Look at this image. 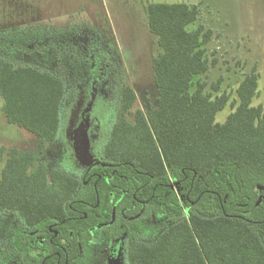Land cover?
Returning a JSON list of instances; mask_svg holds the SVG:
<instances>
[{
    "label": "trees",
    "instance_id": "obj_1",
    "mask_svg": "<svg viewBox=\"0 0 264 264\" xmlns=\"http://www.w3.org/2000/svg\"><path fill=\"white\" fill-rule=\"evenodd\" d=\"M146 13L149 32L160 48L152 61L155 94L153 100L142 95L144 108L134 113L137 93L129 84L123 88L120 111L102 148L101 159L111 168L101 169L105 173L98 187L101 200L107 198L105 211L111 220L108 200L112 184L117 185L113 232L120 235L122 224L128 230L126 262L264 264V191H259L264 188V101L254 105L258 97L264 99L260 77L252 73L244 78L238 100L231 101L227 93L207 95L206 84L198 78L216 64L205 48L213 33L202 25L190 30L198 20L197 6L151 3ZM10 31H0V51L8 55H52L58 63L66 56L61 40L19 42L7 39ZM69 45L70 55L80 60L79 51ZM76 90L48 71L0 57V97L8 123L43 142L63 138ZM229 105L231 114L224 123L217 122ZM40 160L34 152L9 151L0 173V213H19L28 224H37L48 216L70 215L79 198L95 204L93 180L79 194L81 184L69 172L49 170ZM172 180L180 183L178 193L160 185ZM128 185L147 201L140 206L141 218L154 216L150 226L136 217L139 208L132 222L120 214L121 189ZM86 214L85 241L99 224L97 212L86 208ZM161 216L164 221L158 226ZM78 229L79 223L70 220L69 230Z\"/></svg>",
    "mask_w": 264,
    "mask_h": 264
},
{
    "label": "rangeland",
    "instance_id": "obj_2",
    "mask_svg": "<svg viewBox=\"0 0 264 264\" xmlns=\"http://www.w3.org/2000/svg\"><path fill=\"white\" fill-rule=\"evenodd\" d=\"M151 3H187L197 6L199 16L190 30L204 26L213 33L205 46L210 61H216L208 72L198 79L206 84L205 93L213 97L227 93L231 101L238 100L237 89L244 78L252 73L260 77L259 91L264 86V0H0V31H10L7 39L31 43L46 41H86L96 38L103 59L108 61L109 51L116 59L110 66L117 104L111 107L104 99V117H117L120 99L126 84L136 91L138 100L132 112L144 108L143 96L154 97V73L152 61L160 52L157 38L149 32L146 9ZM96 45V44H95ZM100 46V47H99ZM111 55V57H112ZM0 57L16 65H32L48 71L76 87L84 85L85 70L70 62L58 63L54 56L28 57L8 55L0 51ZM112 62V61H111ZM110 62V63H111ZM114 66V70L113 67ZM87 67V66H86ZM113 70V71H112ZM111 78V77H109ZM115 80V81H114ZM109 99V98H108ZM102 99H98L100 103ZM262 96L254 105L263 103ZM0 97V173L11 149L37 153L39 163L49 170H57L69 164L67 140L63 137L54 143H46L36 135L9 124ZM233 109L230 105L217 115V122L224 123ZM66 121L65 134H71L75 116ZM113 122V121H112ZM69 123V124H68ZM109 128V126H108ZM14 228L11 218H0V241L7 239Z\"/></svg>",
    "mask_w": 264,
    "mask_h": 264
},
{
    "label": "flooded vegetation",
    "instance_id": "obj_3",
    "mask_svg": "<svg viewBox=\"0 0 264 264\" xmlns=\"http://www.w3.org/2000/svg\"><path fill=\"white\" fill-rule=\"evenodd\" d=\"M96 41L95 37H91L85 42L80 40L77 42H64L67 52L62 59V63L70 62L77 67L82 66L81 68L85 70L84 75H81L84 80L82 87H80V70H77L78 72L76 73L79 83L76 84V100L70 111V114L75 116L74 127L68 137H66L65 133L63 135L67 140L66 146L70 160L69 164H64L65 167H62V169L69 172L80 182L79 194L84 187L89 185V180L94 181L93 186L96 191L95 204L79 198L75 207H70L72 210L70 215L48 216L37 224H28L25 220L26 217L19 213L10 211L0 213L1 219L7 220L11 218L14 222V228L9 237L0 241V264H127L124 245L128 230L122 224L120 226V235H116L113 232L118 205L116 202L117 185L112 184L113 192H111L108 200L113 208L111 220H108L107 212L105 211L107 198L104 197L101 200L98 191V187L103 185L102 172L105 173L101 169L111 168L109 164H106L101 159V156L103 153V142L109 137V130L112 121H114V119H111V123H108L109 113L113 110L116 102L115 87L111 84L113 83L111 80L113 77L114 79L117 77L115 76V71L114 74L111 72L113 76H109L110 66L116 62L115 57L108 51L107 55L110 56V61L103 59L102 49L100 46L98 49ZM69 43H73L75 50L79 51L80 60L70 55ZM112 67L114 70L115 67ZM117 81L116 79L115 83ZM83 89L87 90L88 95H83ZM106 98L107 102H110L111 107L109 108L108 117L105 118V113L102 114V112L106 111L103 105ZM98 99H102V101L98 103ZM97 105L99 106L98 108ZM88 109L89 111H87ZM87 117H89V152L93 160L91 165H83L78 160L75 150V143L79 145L80 142V129L84 126ZM111 175L114 176L115 172H112ZM108 178L109 180L113 179L112 177ZM160 185H168L178 193L177 187L180 183L172 180L168 183L162 182ZM142 189L144 188H140L139 191ZM259 191H264V188L262 190L259 189ZM120 198V214L124 221L132 222L139 217L147 226H150L151 222L156 221L154 216L153 219L141 218L142 209L146 206L147 201L138 198V191L132 193L129 185L126 190L121 189ZM263 198L264 195L260 196V201ZM140 206H142V209H140ZM86 208L97 212L99 224L94 229L89 230V238L85 241L84 220L88 217ZM138 208L140 211L136 218L133 212ZM70 220L79 223V229L76 233L69 230ZM163 221L164 217L161 216L160 221H157V225H161Z\"/></svg>",
    "mask_w": 264,
    "mask_h": 264
},
{
    "label": "water",
    "instance_id": "obj_4",
    "mask_svg": "<svg viewBox=\"0 0 264 264\" xmlns=\"http://www.w3.org/2000/svg\"><path fill=\"white\" fill-rule=\"evenodd\" d=\"M89 111V109L87 110ZM84 126L80 129V142L79 145L75 143V150L78 157V160L83 165H91L93 160L90 154V144H89V136H88V125H89V117L85 119ZM260 190L263 187H259Z\"/></svg>",
    "mask_w": 264,
    "mask_h": 264
}]
</instances>
